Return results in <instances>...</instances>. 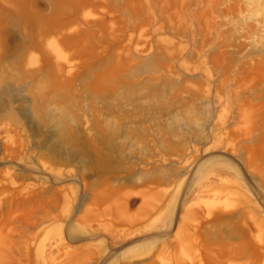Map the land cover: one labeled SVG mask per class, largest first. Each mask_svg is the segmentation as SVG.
Wrapping results in <instances>:
<instances>
[{"label":"rangeland","instance_id":"374dc122","mask_svg":"<svg viewBox=\"0 0 264 264\" xmlns=\"http://www.w3.org/2000/svg\"><path fill=\"white\" fill-rule=\"evenodd\" d=\"M0 264H264V0H0Z\"/></svg>","mask_w":264,"mask_h":264}]
</instances>
